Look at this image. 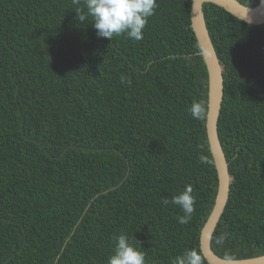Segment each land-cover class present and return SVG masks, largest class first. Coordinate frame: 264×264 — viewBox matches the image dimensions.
Masks as SVG:
<instances>
[{"label": "trees", "instance_id": "1", "mask_svg": "<svg viewBox=\"0 0 264 264\" xmlns=\"http://www.w3.org/2000/svg\"><path fill=\"white\" fill-rule=\"evenodd\" d=\"M157 2L133 41L98 37L76 18L83 0H0V264H107L121 231L146 264L199 249L217 174L205 119L188 108L207 111V71L191 0ZM202 10L223 69L217 132L231 176L211 248L253 257L264 254V22ZM186 185L195 212L181 225L161 199Z\"/></svg>", "mask_w": 264, "mask_h": 264}, {"label": "clouds", "instance_id": "2", "mask_svg": "<svg viewBox=\"0 0 264 264\" xmlns=\"http://www.w3.org/2000/svg\"><path fill=\"white\" fill-rule=\"evenodd\" d=\"M77 4L80 0H75ZM157 0H83V5L74 9L76 18L83 22L88 20L100 38L112 40L115 36L124 35L133 41L143 39V32L148 20L155 14ZM86 9V11H85ZM191 117L203 121L206 118V105L203 101H193L188 108ZM191 185H186L179 194L161 199L179 206L182 215L176 220L179 224H188L195 212L196 197L192 194ZM228 233L223 232L216 238L222 244ZM113 250L107 258V264H146V252L138 240L124 231L114 234ZM171 264H205L204 258L196 247L188 248L172 259Z\"/></svg>", "mask_w": 264, "mask_h": 264}, {"label": "water", "instance_id": "3", "mask_svg": "<svg viewBox=\"0 0 264 264\" xmlns=\"http://www.w3.org/2000/svg\"><path fill=\"white\" fill-rule=\"evenodd\" d=\"M204 3L215 4L234 17L251 24L264 22V0H258L252 7L238 0H191L190 26L207 71L205 131L217 174V191L212 209L200 229L199 250L208 264H264V254L246 258H226L219 256L211 248L212 234L228 200L231 176L217 132L223 99V69L206 26L202 10Z\"/></svg>", "mask_w": 264, "mask_h": 264}]
</instances>
